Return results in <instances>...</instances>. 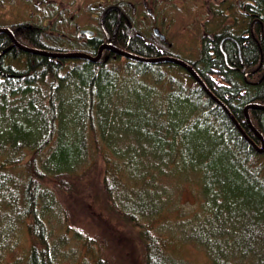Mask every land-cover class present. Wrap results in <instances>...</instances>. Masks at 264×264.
Wrapping results in <instances>:
<instances>
[{
    "label": "trees",
    "instance_id": "obj_1",
    "mask_svg": "<svg viewBox=\"0 0 264 264\" xmlns=\"http://www.w3.org/2000/svg\"><path fill=\"white\" fill-rule=\"evenodd\" d=\"M230 1L207 6L211 20L201 30L195 53L187 56L176 51L170 37L163 41L151 30L156 24L165 33L172 10H160L161 24L152 25L145 17L147 24L138 13L142 5L132 0L103 1L120 5L128 16L117 28L118 12L117 19L106 16L108 40L98 21L105 13L101 2L85 4L83 10L97 21L75 22L76 30L70 32L75 38L63 37L69 33L64 24L53 29L40 22L24 34L17 31L16 40L39 50L92 56L113 42L146 59L174 56L188 61L249 138L260 144L245 108L264 105V0L242 5V0ZM6 5L20 3L0 0V8ZM244 8L251 21L238 30L235 22ZM2 11L10 15L0 9V28L25 29L26 18L8 20ZM255 20L259 23L252 25ZM82 27L97 33L80 37ZM103 52L96 62L51 58L25 52L0 33V254L12 255L8 264H64V249L53 240L48 218L64 208L50 184L69 192L74 183L88 188L91 171L102 164V178L95 184L102 183L101 193L111 203L118 199L121 216L140 227L146 264H187L176 252L168 254L171 244L181 247L185 242L203 247L212 264H264V153L256 151L222 105L182 66ZM162 97L154 105V98ZM248 113L264 136V109ZM131 143L139 149L132 152ZM186 183L194 184L198 196L190 210L178 204L177 193ZM147 188L156 201L145 193ZM132 194H139L142 203L128 197ZM170 216L177 224L172 232L180 236L153 235L158 221ZM145 218L148 223L141 221ZM24 233L33 238L32 245L22 243Z\"/></svg>",
    "mask_w": 264,
    "mask_h": 264
},
{
    "label": "rangeland",
    "instance_id": "obj_2",
    "mask_svg": "<svg viewBox=\"0 0 264 264\" xmlns=\"http://www.w3.org/2000/svg\"><path fill=\"white\" fill-rule=\"evenodd\" d=\"M13 1H18L20 5H17L16 7L4 6L0 8L1 10H4V13L6 12L7 14H10L4 16L2 11V18H24L25 13L23 12L26 9L25 6L19 0ZM94 1L95 0L87 1L88 3L86 5L93 6ZM132 1L138 2L142 5L141 0ZM161 1L165 11L167 9L168 12L169 9L172 10L169 16L173 19L170 24L165 22L168 26L164 34L171 38L176 51L185 54L186 56L189 54V51L195 53V48L200 43L199 39L201 36V30L203 26L206 28L205 24L208 20H211V14L209 12V7L207 6H211L212 3L215 4V2L217 5L219 4L221 6L226 1L228 5H231L230 0ZM156 2H158V0H156ZM175 8H178V10L175 11ZM74 11H76V7L74 8ZM74 11H72V13ZM78 11L79 10H77L76 13H78ZM42 13L44 15L48 14L47 11ZM138 13L144 16L142 17L143 19L145 17L147 18L143 6H140ZM204 15L207 19L204 18ZM80 16L81 20H79L81 24L87 21H94L89 18L88 10L80 12ZM157 17L159 16L157 15ZM146 18L143 22L145 21L148 24ZM162 20H164V15H162ZM42 22H45L44 25L48 27L52 25L47 23V20H43ZM160 27L163 30L165 26L160 25ZM163 98L164 97L158 99L154 98V105L161 102ZM166 107L169 108V105ZM167 111L169 110L167 109ZM249 118L252 125H254L250 113ZM136 146H138V144ZM136 146L131 143L130 149L132 152L139 149ZM102 172V164L95 166L88 178L91 182L88 188L81 183H74L72 185V192L50 184L51 189L56 193L64 208V212L60 211L57 214L53 213L48 215L53 230V240L59 244L58 247L64 249L63 253L65 254L63 255V263L98 264L101 260L102 264H146L145 243L141 239V234L139 233L140 227L133 221L130 222L121 216V214L123 215L124 213L122 212V203L118 199L113 198L114 203L112 201V204L107 195L101 193V191L103 192L102 183H100V187H97L95 184L96 179L98 182L101 180ZM92 178L94 180H92ZM160 182L165 183L166 181ZM54 184L56 183L54 182ZM94 185L95 187L93 188ZM193 186L194 184L189 185L186 183L177 193V197L179 198L178 204L182 205V207L187 210L194 209L198 202V196L193 193ZM150 190L151 188H147L145 193L148 194L149 198L154 202L158 197L150 195ZM191 190L192 193L190 192ZM94 192L97 193L95 200ZM138 195L132 194L128 197H133L138 202ZM122 196L127 197L125 194ZM139 202L142 203L140 199ZM172 205L174 206L175 203L173 202ZM161 206L162 204L158 209H161ZM171 216L174 217V213H172ZM171 216L158 221L155 228L151 229L152 234L156 237L160 236L165 238H168L170 234L180 236L179 234L176 235V232H172L171 228H174L177 224L171 219ZM148 220V218H145L141 221L148 223ZM66 225L67 228L65 227ZM22 236V243L25 245H32V241H34L32 237L30 238L26 233ZM171 247L172 248L168 249V254L172 256L173 253L176 252L178 257H175L181 259L184 263L212 264L205 249L196 246L194 243L185 242L181 247L176 244H171ZM1 252L3 253L4 250H1ZM10 256L12 255L8 254V257H4L0 254V264H8V258L12 259Z\"/></svg>",
    "mask_w": 264,
    "mask_h": 264
},
{
    "label": "flooded vegetation",
    "instance_id": "obj_3",
    "mask_svg": "<svg viewBox=\"0 0 264 264\" xmlns=\"http://www.w3.org/2000/svg\"><path fill=\"white\" fill-rule=\"evenodd\" d=\"M103 1L107 2V0H95L94 2H101V3H103V5H105V3ZM110 1H112V0H110ZM154 1L155 0H141L143 9L145 11V14L147 15V17L150 18V20L152 22V25L155 24V23H161V21L159 20V17H162V14H160V10L164 7L162 5L163 3H162L161 0H158V2H154ZM248 1L249 0H242L241 4H238V5H242L243 3H247ZM87 3H88L87 0H60V1L59 0H23V5L26 8L25 11L23 12V13H25L24 18H26L25 21H24V26L25 27H23L25 29L18 30L17 28H14V29L12 28L11 30H12L14 36L17 37L18 36V32H20L22 34H24L25 32H29L33 28L31 26L32 24H38V23L42 22L43 20H47V23L52 24L51 25L52 28L55 27V26H58L57 28H59L60 24L66 25L67 26V30H69V33L67 35H64L63 37L67 38L68 40H70L72 38H75V36H72L70 34V32L73 33L76 30L75 27H73V30H72V26L74 25L75 22L77 24H80V20H81L80 12L84 11L83 8H84L85 4H87ZM238 3H240V0H238ZM72 4H74V6L79 10L77 15L72 13V11H73V9H71ZM122 4L123 3H121V5ZM128 4H130V3H128ZM56 5L60 6V9H58V7ZM114 5H116L118 7H121L120 5H117L115 3H112V4L108 5V6L105 5V6H103L104 10L102 11V13L104 11H106V9L108 7L114 6ZM215 5H217L216 2H215ZM6 6H9V5H6ZM42 6H44L46 11L48 12V14H47L48 16L44 15L42 13ZM230 7H232V6H229L227 8V12H228V10H231ZM156 8H158V10ZM244 9L242 11V15L239 17V20L235 22V24L237 25V29L238 30L245 28L246 23L247 22L249 23L251 21L250 20L251 15L249 17H246L245 14H246L247 9H245V10ZM163 10H164V8H163ZM153 11L159 17H157V15ZM110 13H111L110 15L112 17L116 16V19H117V11H111ZM133 13H136V8H134V12ZM101 15H100V18H99L98 21H99V24H100V27H101L103 33L105 34L106 39L108 40L111 37L110 31L106 28V25H105V28L102 27V21H101L102 17H101ZM76 16H79V18L78 17L76 18ZM123 17L128 18V16L125 13L122 12V18ZM227 18L232 19L233 16H230V14L228 13L227 14ZM8 20H10V19H8ZM139 20H141V17H139ZM96 21H97V16L95 15L93 22H96ZM115 23H116V20L112 24H115ZM256 23H259V21L255 20L252 23V25H255ZM156 26H157L156 24L154 26H152L151 30L153 31ZM83 29H84L83 27L78 29V31H77L78 36H80V37L81 36H86V37L89 38L91 36H94L97 33L96 29L89 28V31H91L92 34L91 35H86V34L82 33ZM56 32L57 31L54 30V33H56ZM116 34H118L117 30L115 32V35ZM216 34H218V33H216ZM208 36L211 39L213 38L212 34H208ZM217 37H219V38L222 37L223 39H226L227 37H229V35H225V37H224V35H220L219 34ZM103 54H104V52H103Z\"/></svg>",
    "mask_w": 264,
    "mask_h": 264
},
{
    "label": "water",
    "instance_id": "obj_4",
    "mask_svg": "<svg viewBox=\"0 0 264 264\" xmlns=\"http://www.w3.org/2000/svg\"><path fill=\"white\" fill-rule=\"evenodd\" d=\"M111 11H117L118 12V23L116 25V28L118 27L121 19H122V12L120 10L119 7L117 6H111L109 8H107V10L105 11V13L102 16V27L105 28V18L106 16L111 12ZM7 33L10 37L11 40L13 42L14 46H17L18 48H20L21 50L25 51V52H29V53H33V54H39V55H43V56H47V57H51V58H85V59H89L91 61H98L104 50H111L121 56H124L126 58H133V59H137V60H146V61H150V62H172L175 64H178L180 66H182L183 68H185L192 76L193 78L197 81V83L199 85H201L205 91L212 97L214 98L219 104L222 105V107L224 108V110L227 112V114L231 117V119L233 120V122L235 123V125L240 129V131L242 132L243 136L253 145V147L256 149V151L258 153H264V136L252 125L250 118H249V109L252 108H263L264 109V105H259V104H250L249 106H247L245 108V117L246 120L248 122V124L251 126V128L253 129V131L255 132V134L258 136V139L260 140V144L254 142L253 140H251L249 138V136L245 133V131L241 128V126L239 125V123L236 121V119L232 116V114L230 113L229 109L224 106L221 101H218L214 95L211 93V91L207 88V86L205 85V83L203 82V80L201 79V77L199 76V74L197 73V71L193 68V66L182 59H179L177 57L174 56H170V57H160V58H154V59H146L143 57H139L135 54L129 53L125 50L119 49L117 48L113 42H108L103 44L100 49H99V53L96 56H92L90 54L87 53H81V52H70V53H64V52H50V51H46V50H39L36 48H31V47H27L25 45H22L21 43H19L16 38L13 35V32L11 31L10 28H0V33ZM154 35L156 37H159L161 40L166 41L167 37L165 34H163L161 32V30L158 27H155L154 30ZM82 33L86 34V35H91L92 32L89 30L86 31H82ZM105 58L107 59L108 56H105Z\"/></svg>",
    "mask_w": 264,
    "mask_h": 264
}]
</instances>
